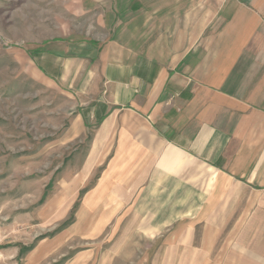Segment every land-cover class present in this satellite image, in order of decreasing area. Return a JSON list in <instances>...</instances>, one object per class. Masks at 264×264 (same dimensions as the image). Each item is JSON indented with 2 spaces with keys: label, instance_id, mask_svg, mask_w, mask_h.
<instances>
[{
  "label": "rangeland",
  "instance_id": "1",
  "mask_svg": "<svg viewBox=\"0 0 264 264\" xmlns=\"http://www.w3.org/2000/svg\"><path fill=\"white\" fill-rule=\"evenodd\" d=\"M98 21L81 0H0V264H227L232 248L256 258L254 245L262 258L264 189L237 177L223 181L202 162L161 179L160 194H125L126 179L119 178L113 203L122 207L111 209L110 179L103 178L110 162L86 160L98 121L88 117L86 128L69 137L75 117L94 112V101L81 93L100 90L99 82L85 81L92 69L84 60L85 43L102 44L95 40ZM225 116L232 138L237 123ZM157 200L165 205L160 215L182 221L176 226L180 242L159 233L144 238L140 222L147 210L137 206L153 202L158 208ZM241 217L245 228L238 227ZM208 228L214 236L205 256ZM253 229L256 237L249 235ZM233 234L240 241L230 242Z\"/></svg>",
  "mask_w": 264,
  "mask_h": 264
},
{
  "label": "crops",
  "instance_id": "2",
  "mask_svg": "<svg viewBox=\"0 0 264 264\" xmlns=\"http://www.w3.org/2000/svg\"><path fill=\"white\" fill-rule=\"evenodd\" d=\"M81 6L99 20L95 40L102 44L85 43L84 60L92 69L85 81L99 82L100 90L81 93L94 101V112L77 115L69 137L86 128L88 117L98 121L86 160L110 162L103 178L110 179L111 209L122 205L113 203L119 178L126 179L125 194H160L161 179L180 177L197 162L223 181L237 177L264 189V0H81ZM227 114L237 123L232 138ZM229 146L236 147L231 159ZM156 203L137 206L147 210L140 222L144 238L159 233L180 242L182 221L160 215L165 205ZM242 219L238 227L245 228ZM213 236L208 228L201 255H211ZM232 236L228 242L240 241ZM187 237L191 243L193 235ZM259 250L254 245L255 260L245 248H232L227 264H264Z\"/></svg>",
  "mask_w": 264,
  "mask_h": 264
}]
</instances>
